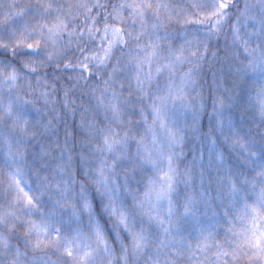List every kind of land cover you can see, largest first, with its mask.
Returning <instances> with one entry per match:
<instances>
[{
  "label": "snow or ice",
  "instance_id": "snow-or-ice-1",
  "mask_svg": "<svg viewBox=\"0 0 264 264\" xmlns=\"http://www.w3.org/2000/svg\"><path fill=\"white\" fill-rule=\"evenodd\" d=\"M0 264H264V0H0Z\"/></svg>",
  "mask_w": 264,
  "mask_h": 264
},
{
  "label": "trees",
  "instance_id": "trees-1",
  "mask_svg": "<svg viewBox=\"0 0 264 264\" xmlns=\"http://www.w3.org/2000/svg\"><path fill=\"white\" fill-rule=\"evenodd\" d=\"M223 48H224V40L223 38H221V40L219 41L220 56L223 55ZM213 50H216L215 41H213ZM214 76L218 82L226 78L227 77V66L220 59L213 61L211 54H209L208 63H206L203 68L202 79L200 81L203 97L207 105L206 111L202 113V119H201L203 130L205 131H207L208 126H209V114L212 112V97L215 92V86L213 84ZM73 99H75L77 106H79L82 100L81 94L77 92L74 95ZM83 101L87 103V97H83ZM187 119L190 121L191 119L190 115L187 117ZM80 122H81L80 112L76 111L74 115L70 112L66 117V125H62V130H63V127L66 126L69 129V131H72L73 129L78 131ZM198 147H199L198 142L190 138L188 141V146L185 149L189 158H191L192 149L198 148ZM205 187L208 189L207 194L209 198L215 197L217 195L214 184H212L211 186L206 184Z\"/></svg>",
  "mask_w": 264,
  "mask_h": 264
}]
</instances>
